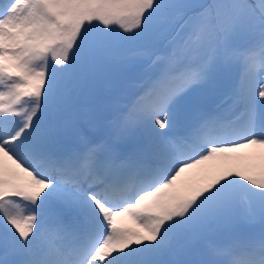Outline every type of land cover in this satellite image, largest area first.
<instances>
[{
	"label": "snow or ice",
	"instance_id": "obj_1",
	"mask_svg": "<svg viewBox=\"0 0 264 264\" xmlns=\"http://www.w3.org/2000/svg\"><path fill=\"white\" fill-rule=\"evenodd\" d=\"M0 264H264V0H0Z\"/></svg>",
	"mask_w": 264,
	"mask_h": 264
}]
</instances>
